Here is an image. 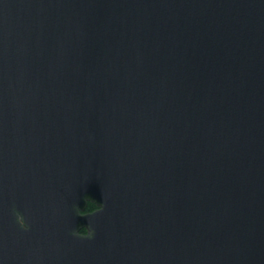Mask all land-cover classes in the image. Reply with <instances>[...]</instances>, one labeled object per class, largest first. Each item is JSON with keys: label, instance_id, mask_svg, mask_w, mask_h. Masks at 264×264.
Instances as JSON below:
<instances>
[{"label": "water", "instance_id": "water-1", "mask_svg": "<svg viewBox=\"0 0 264 264\" xmlns=\"http://www.w3.org/2000/svg\"><path fill=\"white\" fill-rule=\"evenodd\" d=\"M0 264H264V0H0Z\"/></svg>", "mask_w": 264, "mask_h": 264}, {"label": "clouds", "instance_id": "clouds-1", "mask_svg": "<svg viewBox=\"0 0 264 264\" xmlns=\"http://www.w3.org/2000/svg\"><path fill=\"white\" fill-rule=\"evenodd\" d=\"M87 211L90 214H95L97 211H103L102 206H98L96 203L89 202L87 205ZM17 222L19 225L24 228L25 230L27 229V225L25 224V221L23 218H21L19 215L16 216ZM91 229L87 227H82L76 230L75 235L81 238H88L91 236Z\"/></svg>", "mask_w": 264, "mask_h": 264}, {"label": "flooded vegetation", "instance_id": "flooded-vegetation-1", "mask_svg": "<svg viewBox=\"0 0 264 264\" xmlns=\"http://www.w3.org/2000/svg\"><path fill=\"white\" fill-rule=\"evenodd\" d=\"M87 184H88V180L86 181V186H87ZM92 184H93V182H92ZM92 191L95 192L96 194H99V193H102V192H103V189H102L101 186H93ZM90 201L93 202V203H95V202L92 201V200H86V204H85L83 210L80 211V214H81V215H83V216H88V215H90V213L87 211V205H88V203H89ZM96 204H97V203H96ZM97 205H98V206H101L100 204H97ZM55 218H56V217H55Z\"/></svg>", "mask_w": 264, "mask_h": 264}]
</instances>
